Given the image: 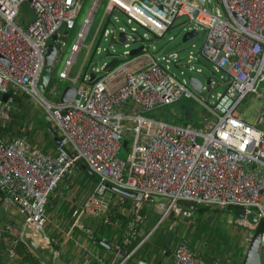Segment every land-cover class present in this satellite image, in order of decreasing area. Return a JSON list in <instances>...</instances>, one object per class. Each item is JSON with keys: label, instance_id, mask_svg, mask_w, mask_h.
<instances>
[{"label": "built area", "instance_id": "1", "mask_svg": "<svg viewBox=\"0 0 264 264\" xmlns=\"http://www.w3.org/2000/svg\"><path fill=\"white\" fill-rule=\"evenodd\" d=\"M85 1L0 0V56L9 63L4 66L0 62V130L16 113L13 95L6 102L2 100L12 90L39 106L60 141L46 152L28 141L29 130L23 131L22 137L0 136V207L12 209L21 219L17 240L27 250L28 237L44 246L53 243L47 233L48 200L84 165L98 184L74 206L71 229L78 228L93 240L94 230L86 221H97L114 234L115 242L109 246L120 258L118 264L130 261L170 215L189 224L194 213L182 208V202L223 211L243 210V218L231 215L236 226L248 231V247L264 221V100L259 93L264 90V0H216V7L211 8L208 0H203V5L198 0H108L98 29L87 44L94 14L103 1L93 0L62 69L57 74L53 71L44 93L55 95L57 85L66 82L75 96L68 103L49 101L38 90L48 45L57 34L53 42L56 67ZM23 5L31 11L32 19L27 13L20 15ZM114 7L123 13L128 31L116 26L120 19L112 13ZM182 18L193 26L185 33L195 30L204 35L200 47L194 37L183 56L180 51L158 52L154 43L146 44L153 38L163 39ZM62 25L66 40L58 33ZM138 27L144 29L142 35H138ZM120 33L127 36L123 43L119 42ZM102 41L106 47L100 46ZM118 42L125 48L123 53L115 51L114 43ZM135 43L142 50L131 56ZM82 53L87 63L71 78ZM91 54L107 56L108 63L117 59V63L110 69H105L106 63L91 67ZM202 62L223 74L218 82L210 77L209 90V78L205 85L201 83L207 98L197 97L189 79L179 80L173 72L180 71V76L185 71L201 74L195 66H202ZM91 75H95L92 81ZM219 88L223 90L217 91ZM250 97L262 101L251 123L238 112ZM183 99L205 109L203 123L175 124L161 117L160 109ZM186 117L191 118L189 114ZM128 142L129 153L121 161L119 152ZM110 187L135 197L122 196ZM152 206H162L163 211L156 226L143 234L146 213ZM123 209L125 220L119 218ZM252 213L257 216L256 223L247 218ZM13 234V225L0 224V241L8 246L11 258L18 257L10 247ZM259 253L264 264V232ZM173 262L217 264L208 263L192 250L185 235L174 248Z\"/></svg>", "mask_w": 264, "mask_h": 264}, {"label": "crops", "instance_id": "2", "mask_svg": "<svg viewBox=\"0 0 264 264\" xmlns=\"http://www.w3.org/2000/svg\"><path fill=\"white\" fill-rule=\"evenodd\" d=\"M97 29H98V26H97ZM119 42L114 43V44L119 45ZM168 47L169 45H164L162 49H158L156 45V49L158 52H161V51H163L164 53L177 52V51L168 52ZM76 73L77 71L75 70V67H73V69L70 72L71 78H74ZM13 106L16 110L14 117L18 116L21 120L22 119L26 120V116H27V120L26 121L24 120L25 123L22 126L17 127L15 130L17 132L19 130L21 132L26 131V130L31 131V124L29 123L30 121H28L29 118L27 115L28 112L24 108H21V106L16 103H14ZM37 117H38L37 114L33 117L34 119L33 123L35 124V128H37L39 132H42L41 136L46 137V140H43V138H41L40 140L39 139L36 140L34 144L38 145L42 150L46 152L52 151L54 148L50 145L51 138L49 139V137L45 135L42 124L37 125L38 123L36 122ZM181 121H182V118L179 119V123H181ZM8 125L5 128H1L0 136L4 135L3 130L7 129ZM18 125H21V124H18ZM83 169L78 168L77 171H75L76 174H74V176H80V178L88 177L86 175L87 173L89 174V172H87L85 169L84 171ZM67 179H65L63 183H61V185L57 188V190L49 198L48 203H47V212H48V217H49V224H48L49 227L47 229V233L48 235L52 237L53 243H51L50 245L44 246L42 244H39L35 238L28 237L25 240V245L26 247H28L27 251L35 258V260L39 264H118L120 261V258L116 256L113 251L110 250L111 248L110 246L113 245V243L115 242L114 234H112L109 230L103 229L98 224L97 221H89V220L86 221V226L90 225L92 229L94 230L93 240L92 238H88L85 235H83L78 228L71 229V225L74 219V206L78 204L77 202L79 200L72 202V199L76 197L75 196L76 193L67 191L68 187L65 185V182ZM67 203H69V206ZM159 207L163 211V207L162 206H159ZM159 207L155 208L152 211H148L146 213L145 223L142 226L143 234L149 233V231L156 226V225L154 226V222L156 221V218H158L157 215H159V217L161 216L158 211ZM211 211L213 210H210V212ZM222 211L223 210H221L219 214L224 215V216H226L225 213L227 214L234 213V210L233 211L230 210L229 213L222 212ZM119 218L122 220H125L126 218L125 209L119 211ZM194 218L195 216H193V219ZM168 219H170L171 221H169ZM168 219L164 221L165 225L167 224L166 226H168L166 230L163 229L162 231L157 233L158 239H160V241L156 242L154 238L152 241V238H151L132 257V259L126 262L125 264H138L135 261H133L135 259L140 260L144 262L145 264H174L173 251L176 245L178 244V242L181 241L182 234L186 235V237L188 238V242H189L188 244L194 245V249L196 250V252L201 254L204 257L205 261H207L208 263L215 262L217 264H242L244 254L247 248L245 245V241L242 238L235 237L234 239H232L231 237H227L226 239L231 244L226 250H224L223 253L222 252H219V253L210 252L207 250L208 246L206 245V242L204 241V237L207 238L208 241H210V246L212 248L215 243L214 238L216 237H212V235L210 234H208V237H207L206 234L203 232L200 235L197 234L196 235L197 237H194V234L196 232H195V228L192 225H190L192 224L191 222L187 224L181 218L179 220V219H175L172 216L169 217ZM0 220H1L0 224H9L11 222L16 227L17 229L15 230L16 233L13 234L14 237L12 238L17 239L16 236L19 235L20 233L19 228L21 226V220L16 215H14V211L12 209L3 210L0 207ZM179 221L183 222V224L185 225L184 231L181 228L177 230L174 229L173 226H176L179 223ZM169 222L171 223L170 225H169ZM149 223H150V226H149ZM54 227H57V228L54 230L53 229ZM112 232L116 233L117 231H112ZM215 233L217 236L218 233L217 232ZM97 241H101L106 246L99 244ZM106 241H108L109 244ZM76 243L77 245L79 244L78 247H76L77 246ZM6 257L7 259L4 257L1 259L0 264H26V263L21 262L20 257L11 258L9 257L7 253H6Z\"/></svg>", "mask_w": 264, "mask_h": 264}, {"label": "rangeland", "instance_id": "3", "mask_svg": "<svg viewBox=\"0 0 264 264\" xmlns=\"http://www.w3.org/2000/svg\"><path fill=\"white\" fill-rule=\"evenodd\" d=\"M208 1L210 2L209 4H207V6L209 8L216 7V5H217L216 0H208ZM92 2H93V0H86L84 2L82 12L79 15L78 23H77L75 31L67 34V41H66V47H65L64 55L59 60L58 65L53 68V71L56 74L62 69L64 61L68 55L70 46L73 44L75 35H76L77 31L79 30V28L82 24L83 18L87 14ZM107 2H108V0H103L101 2L100 6L98 7L96 14H94V21H93V25L91 27V31H90L88 40H87V44L90 43V39L92 38L93 34L95 33V31L97 29V26L101 20V17L104 13V10H105V4ZM26 13L28 14V17H30L32 19L31 11L28 10L26 5H23L20 9V15H26ZM119 19H120V21L116 26L117 27H124L128 31L129 27L126 25L125 18L119 17ZM22 25L25 26L26 24L23 23ZM192 28H193V26H190L186 23V18L178 19L175 21L173 27L170 29V31L167 33V35L163 39H159V40L151 39L149 42H146V44L154 43L155 46L157 45L158 49H162L164 45H169L168 50L180 51L181 54L183 56H185L187 54V52L190 50V45L193 42L188 41L186 43H182V37H183V34L185 33L184 32L185 29H192ZM142 34H143V31L141 29H138V35H142ZM170 38H172V41L170 40ZM203 40H204V35L201 32H199L198 35L195 37V39H193L197 48L202 45ZM100 46L106 47L107 43L102 41ZM137 46H138V44L135 43L131 46V49L136 48ZM114 48H115V51L117 53H123V51L125 50L123 45H118V44H114ZM131 49H129V50H131ZM84 59H85V57H84L83 53L78 56L76 64H75V70L76 71L81 68L83 63H84V65L87 63L86 60L84 62ZM108 61H109V59L107 56H94L92 61H91L92 62L91 67H99L103 63L107 64ZM195 69H200L201 74H197L196 71H193V72L185 71L184 75L180 76L179 75L180 71L174 70L173 72L176 73L179 80L184 79V80L188 81V79L192 77V78H196L197 80H199L204 85L206 83L207 78L213 77L215 82H218L219 77L221 75H223V74L215 73L213 70V66L210 63L202 62V66H195ZM64 87H67L66 82L64 83V86H63V82H61L57 85L55 95L44 94V96L49 101L57 100V99H59V96L61 95V92H62ZM222 90H223V88L217 89V91H222ZM259 93L261 95V97H260L261 100H264V90H260ZM197 97L207 98L208 94L204 93V92H202L200 94L197 93ZM261 104H262V101L256 102L254 97H250L247 100H245V102L238 109V112L240 114H244V116H245V117H241V118L246 122H249V123H251V121L253 122V120L255 119V117L257 115L259 105H261ZM28 105H29V109H28L27 115L29 118L28 121H30L29 123L31 124V131H30L29 136H31V139L33 138L34 140H38V139L40 140L41 138H43V140H46L45 136H41L42 132H39L36 130L35 124L33 123L34 122L33 117L36 114L41 115V109L39 108L38 105H33L31 103H29ZM158 112L160 113L161 117L164 118V120H166L167 122H170V123H175V124H179V119H181V118H182V122L201 124V123H203V121H202L203 118L207 116L206 111L202 106H200L199 104H197L193 100L192 101H186L184 99L179 100L178 102H176L170 106L164 107V108L160 109ZM187 114H189L191 116L190 119H186L185 116ZM208 119L211 120V118H208ZM47 140H48V138H47ZM129 146H130L129 142H128L127 146H122V148L119 152V155H118L119 160H121V161L126 160L127 155L129 153V151H128ZM74 174H76V173L73 172L72 176L69 179H67L65 182V185L68 187L67 191H71L72 193L73 192L76 193L75 194L76 197H74L72 199V202H74L76 200H80L87 193H92L98 184V180L95 181V180H93L94 178H89V177L80 178V176H74ZM157 201H160V200H157ZM67 204L69 206V203H67ZM212 210H214V209H212ZM193 213H196V212L193 211ZM209 213L210 214L208 216H211L210 218L205 217L207 214H205V216H202V214L197 213V216H196V219H198V220L200 219V221L202 223V225H200V227H199V231L203 232V233H209V232L213 231L212 237H216V238H214L215 243H214L213 248L210 246V241H208V239L204 237V241L206 242V245L208 246V248H207L208 251L214 252V253H219V252L223 253L224 250H226L229 247V245L231 244L226 239L227 237H231L232 239H234L235 237H240L246 242L247 237H248V231L245 228H243L242 226H236V224L234 222L235 220L231 214L225 213L226 216H224V215H220V216L217 215L216 216L215 214H211L212 211ZM159 218H160L159 216H158V218H156V221L154 222V226L159 221ZM170 219H168V220L171 221ZM178 219L180 220V218H178ZM232 220H233V224H232ZM193 222H194V219L192 218L191 223H193ZM163 223H164V221L161 223L162 226L160 224L157 228H155V230H154L155 233L150 237V239L152 238V241H153V238L156 242L160 241V239H158L157 233H159L163 229L166 230V228L168 227V226H166L167 224L165 225V223L164 224ZM9 224L13 225L11 222ZM170 224L171 223L169 222V225ZM193 225H196V224H193ZM149 226H150V223H149ZM184 226L185 225L183 224V222L179 221V223L173 227L176 230L181 228L184 231ZM13 227H14V233H16L15 230H17V229L14 225H13ZM20 228H21V226H20ZM20 228H19V232H20ZM214 232H217L218 235L216 236V234ZM206 236L208 237V235H206ZM12 237H14V236L10 235V239ZM164 239H165V237H164Z\"/></svg>", "mask_w": 264, "mask_h": 264}, {"label": "water", "instance_id": "4", "mask_svg": "<svg viewBox=\"0 0 264 264\" xmlns=\"http://www.w3.org/2000/svg\"><path fill=\"white\" fill-rule=\"evenodd\" d=\"M198 1L202 5L204 4L203 0H198ZM242 24H244V22H242ZM65 32H66L65 25H62L60 27L58 33H60L61 35L64 36L63 37L64 40H66ZM196 35H197V32L195 30L184 33L183 37H182V43H186V42L190 41L191 39L196 37ZM56 36H57V34H54L51 37V43L48 45V50H47V53H46L45 58H44V66H43V69H42V72L40 75V79L38 81V90L42 94H44L46 92L48 85H49V83L53 77V68L55 67L56 57H57L56 47L54 46L53 42L56 41ZM126 38H127V36L125 34L120 33L119 41L121 43H123L126 40ZM141 50H142V46L133 49L131 51V56L138 54ZM0 62L4 66L9 65V63L5 59H3L1 56H0ZM115 63H117V59H113L112 61L107 63L105 69H110L111 67L114 66ZM94 78H95V75H91V81ZM211 81H212V79L209 78L207 83H206L208 90L210 88ZM189 86L194 92H196L198 94L202 93V91H201L202 84L199 80L192 78V77L189 78ZM10 95H13L15 97V100H17V101H20V100L25 101L21 94H16L12 90L9 91V93L7 95H4L2 97V100L4 102H6L8 100V98L10 97ZM74 96H75V90L72 87L68 86V87H65L63 89V92L60 95L59 101L61 103H68V102H71L73 100ZM43 119L45 120L46 123L48 122V119L46 116H43ZM46 130L49 134V137L53 140L55 145H58L60 143V141H59L55 131L52 129V127L48 126L46 128ZM86 171H87V169H86ZM110 189L113 192L120 194L122 196H125L127 198H134L135 197L134 193L122 191V190H119V189H116L113 187H110ZM181 206H182V208L189 210V211H194L197 208L193 203H189V202H182ZM234 215L236 217L243 218L245 216V213L243 210L237 209L234 211ZM171 216L172 215H170L169 217H171ZM247 218L253 223L257 222V216L254 213L249 214L247 216ZM263 232H264V221H261L259 223L256 231L254 232V234L251 237L250 243H249V245L246 249V252L244 254L242 264H262L260 253H259V247H260V242H261V237H262ZM97 242L103 246H106L101 241H97ZM133 261H135L138 264H145L144 262L137 260V259H135Z\"/></svg>", "mask_w": 264, "mask_h": 264}, {"label": "trees", "instance_id": "5", "mask_svg": "<svg viewBox=\"0 0 264 264\" xmlns=\"http://www.w3.org/2000/svg\"><path fill=\"white\" fill-rule=\"evenodd\" d=\"M112 13L113 14H116V15H118L119 17H122V18H125L124 17V15H123V13L121 12V10H119V9H117L116 7H114V9H113V11H112ZM106 24H109V21H107V23ZM138 29H141L143 32H144V29L143 28H141V27H138ZM154 39V38H153ZM155 40V39H154ZM168 52H170V50H168ZM92 59H93V54H91V56H90V58H89V62L88 63H90L91 61H92ZM204 63H206V62H204ZM180 69H182V68H180ZM23 99L24 100H26L25 99V97H23ZM14 103H16V104H18V105H20L21 106V108H24L27 112H28V109H29V105H28V102L26 101V102H24V101H22V100H20V101H17V100H15V102ZM23 109V110H24ZM37 125H40V124H42L43 125V131H44V133H45V135L47 136V137H49V134H48V132H47V130H46V128L48 127V123H46L45 122V120L43 119V117L40 115V114H37ZM25 120V119H24ZM24 120L22 119H20L18 116H15V117H13V119L11 120V122H10V124L8 125V128L7 129H4L3 130V134H9V135H14L15 137H22V136H24V134L20 131H16L15 129L17 128V127H20V126H22L25 122H24ZM26 120H27V116H26ZM25 120V121H26ZM18 124H21V125H18ZM28 125V124H27ZM26 125V126H27ZM36 130L38 131V129L36 128ZM35 130V131H36ZM29 135H30V133H29ZM28 135V141L31 143V144H33V145H36V144H34L35 142H36V140H34L33 138L31 139V136H29ZM49 139H50V137H49ZM50 145L53 147V148H55L56 147V145H55V143L53 142V140H51L50 139ZM126 145V144H125ZM38 146V145H37ZM39 147V146H38ZM80 169H87L84 165H81L80 167H79ZM83 169V170H84ZM84 170V171H85ZM88 172V171H87ZM86 176H88L89 178H94L93 180H95V181H97V178L92 174V173H87V175ZM116 196H118V195H116ZM159 207V206H158ZM155 208H157L156 206H152V208L150 209V210H148V211H152V210H154ZM210 210H212L211 208H209V207H205V206H198L195 210H194V212H196V213H194L195 215V218H194V222L192 223V224H190V225H192L194 228H195V234H194V237H197L196 235L198 234V235H200L202 232H200L199 231V227H200V225H202V223H201V221H200V219L198 220V219H196V216H197V213H200V214H202V216H205V214H207L206 216L208 217V218H210L211 216H208L209 215V212H210ZM147 211V212H148ZM159 214L161 215V213H162V210L160 209V207H159ZM221 212V210H217V209H214L213 211H212V213L211 214H215L216 216L219 214ZM222 212H230V210H228V209H226V210H224V211H222ZM219 215H221V214H219ZM157 216H159V215H157ZM205 216V217H206ZM1 221V220H0ZM157 224V223H156ZM193 224H196V225H193ZM189 225V226H190ZM106 230V229H105ZM102 232H103V230H102ZM212 233H213V231H211V232H209V233H205L206 235H208V234H210V235H212ZM215 233V232H214ZM216 234V233H215ZM182 236V235H181ZM185 237H186V235H185ZM189 243V242H188ZM135 245V244H134ZM189 245V244H188ZM10 247L14 250V252L16 253V255L18 256V258L20 257L21 258V262H23V263H26V264H39L36 260H35V258L27 251V249L25 248V246L21 243V242H19L17 239H13L12 238V243L10 244ZM189 247L192 249V250H194V251H196L195 249H194V245H189ZM7 248H8V246H6V244L4 243V242H2V241H0V263H1V259L4 257V258H6L7 259V257H6V253H7Z\"/></svg>", "mask_w": 264, "mask_h": 264}, {"label": "clouds", "instance_id": "6", "mask_svg": "<svg viewBox=\"0 0 264 264\" xmlns=\"http://www.w3.org/2000/svg\"><path fill=\"white\" fill-rule=\"evenodd\" d=\"M194 216V215H193ZM184 234H182V236H183ZM189 246V245H188ZM201 255V254H200ZM203 257V256H202ZM204 258V257H203ZM205 260V259H204Z\"/></svg>", "mask_w": 264, "mask_h": 264}]
</instances>
